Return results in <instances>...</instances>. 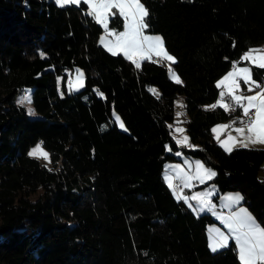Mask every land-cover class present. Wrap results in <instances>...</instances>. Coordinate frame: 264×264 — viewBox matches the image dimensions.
Wrapping results in <instances>:
<instances>
[{
	"label": "trees",
	"instance_id": "trees-1",
	"mask_svg": "<svg viewBox=\"0 0 264 264\" xmlns=\"http://www.w3.org/2000/svg\"><path fill=\"white\" fill-rule=\"evenodd\" d=\"M141 3L149 12L144 33L161 35L179 85L163 61L137 69L100 46L103 29L86 4L0 0V264H240L233 241L209 250L214 219L193 214L165 182L176 151L214 169L210 183L240 193L264 227V145L226 153L211 129L242 110H205L233 63L264 45V0ZM122 25L114 13L109 27ZM74 68L84 88L67 93ZM251 74L264 85V69L251 66ZM26 88L36 118L16 102ZM177 95L191 149L176 145L168 127ZM36 143L51 168L28 155Z\"/></svg>",
	"mask_w": 264,
	"mask_h": 264
},
{
	"label": "snow or ice",
	"instance_id": "snow-or-ice-1",
	"mask_svg": "<svg viewBox=\"0 0 264 264\" xmlns=\"http://www.w3.org/2000/svg\"><path fill=\"white\" fill-rule=\"evenodd\" d=\"M55 3L61 8L65 5L86 4L88 7L86 15L93 17L95 22L104 28L106 35L112 37L108 40L101 38V43L106 50L113 56L122 53L125 59L130 60L137 69L141 67L142 60L151 59L153 55L160 60L175 63V58L165 50L160 36L144 34V30L149 26L146 22L149 12L141 0H55ZM111 9H116L123 18V32L116 33L108 30V17L112 14ZM256 51L258 50H249L244 53L241 61H248L264 69V53L258 56L253 55L252 53ZM169 72L176 84L182 83L181 78L171 68ZM239 80H243L249 92L254 89L259 90L254 95H244L240 92ZM215 86L220 90L219 98L212 105L205 106L206 111L217 108L225 113L235 112L237 108L242 110V116L238 120H232L229 124H218L211 129L219 146L226 153H231L236 147L248 148L249 144L256 143L264 145V85L252 79L250 67H237L236 63H233L232 70L218 80ZM68 88L70 91H79L84 88V73L77 70L75 81L70 79ZM179 106L183 107V104ZM181 115H183L182 112L177 113V116ZM115 122L121 129L127 131L118 115ZM237 122L241 126L233 127ZM169 128L171 129L172 126L169 125ZM227 129H232L236 135L229 133L225 139H221V134ZM174 132L180 134V138L173 134L176 145L189 149L194 148L188 136L184 134V128L177 126ZM38 153L43 155L45 160L48 159V154L42 151L39 144L28 154L33 156ZM175 155L180 157L182 153L176 151ZM184 165L185 167H181L180 164H175L169 168L175 179L180 181V192L176 191L177 186L173 184V175L165 176L168 187L173 190L177 200H183L195 212L210 211L215 215V206L211 200L215 185H210L205 191H197L191 196L182 193L183 189H190L197 184L204 185L212 181L217 173L200 160L185 158ZM222 199L225 202L224 207L230 211L227 215H218L217 218L227 228L228 235L216 231L209 245L211 250L216 252L218 249L227 248L229 239H231L235 242L240 264H264V227L257 222L247 208L240 206L243 200L240 193L226 194ZM191 201H195V205H192Z\"/></svg>",
	"mask_w": 264,
	"mask_h": 264
},
{
	"label": "rangeland",
	"instance_id": "rangeland-1",
	"mask_svg": "<svg viewBox=\"0 0 264 264\" xmlns=\"http://www.w3.org/2000/svg\"><path fill=\"white\" fill-rule=\"evenodd\" d=\"M54 2H55V0H54ZM111 13L112 14H110L109 15V17H108V30L109 31H113V32H116V33H119V32H123L124 31V20H123V18H122V20H123V25H122V28L120 29V31L119 30H116V29H114V28H110L109 27V19H110V17L111 16H113V14L114 13H116V14H118L119 15V12L116 10V9H111ZM120 16V15H119ZM101 26V25H100ZM102 27V26H101ZM102 29H103V32H102V34L100 35V37H99V45L100 46H102L105 50H106V48L104 47V45L101 43V38L103 37L104 39H106V40H108V39H112V37H109V36H107L106 35V33H105V30H104V28L102 27ZM145 35H152V36H160L161 37V35H159V34H147V33H144ZM161 39H162V37H161ZM166 50V49H165ZM249 50H258V51H256V52H253L252 54L253 55H260L261 53H264V45H261V46H258V47H255V48H252V49H248L247 51H245L244 53H246V52H249ZM107 51V50H106ZM243 53V54H244ZM121 55H123L122 53H120ZM242 54V55H243ZM171 55V54H170ZM153 56H155V55H153ZM174 57V56H173ZM242 57V56H241ZM241 57H240V60H239V62H236V65H237V67H245V66H247V67H250V70H251V66H255V65H252V64H250V62H248V61H241ZM148 60H153L152 59V57H151V59H148ZM130 61V60H129ZM143 61V60H142ZM141 61V62H142ZM163 60H160V59H157V62H162ZM140 62V63H141ZM163 62H165V65H166V68H167V75H168V78L170 79V80H172L173 82H174V80L171 78V75H170V72H169V68H171L172 69V71H174L175 73H176V71L174 70V68H173V64L171 63V62H168V61H163ZM232 68H233V65H232V67L230 68V70H232ZM77 70H80L81 72H83L81 69H79V68H74L72 71H67V79H66V83H65V86H66V91H67V93H75V92H78V91H70L69 90V88H68V81L71 79V80H73V81H75V77H76V75H77ZM229 70V71H230ZM228 71V72H229ZM227 72V73H228ZM226 73V74H227ZM177 74V73H176ZM225 74V75H226ZM178 75V74H177ZM224 76V75H223ZM222 76V77H223ZM221 77V78H222ZM251 77H252V74H251ZM220 78V79H221ZM219 79V80H220ZM238 83L240 84V92L242 93V94H244V95H254L255 94V92L256 91H258L259 89H254L252 92H249L248 91V88H247V85H245L244 83H243V80H239L238 81ZM153 89H155V88H153ZM81 89H79V91H80ZM58 91H59V93H60V95H63V91H62V89H61V78H59L58 79ZM219 89H218V97H217V99L219 98ZM216 99V100H217ZM215 100V101H216ZM215 101L213 102V103H215ZM16 102L19 104V105H21V106H23L24 108H25V110H26V112H27V115L29 116V117H31V118H36V117H38V114L35 112V110H34V108H33V106H32V102H31V89L30 88H26L25 90H24V93L23 94H21V95H19L17 98H16ZM212 103V104H213ZM179 104H184V101H183V96L182 95H177V97L174 99V117H173V121L172 122H170L169 124H168V127H169V125H171L172 126V128L170 129V131H171V135H172V137H173V134H175L176 135V137L177 138H180V134H178V133H175L174 132V129L177 127V126H179V127H182V128H184V125H183V122L186 120V116H185V113H184V107H180L179 106ZM212 104H210V105H212ZM205 106H209V105H205ZM183 113V115H181V116H177V113ZM116 116H117V114H113V118H114V120H115V118H116ZM241 116H242V114H241ZM122 122V121H121ZM231 121L229 120V121H223V122H220V123H217V124H215L214 126H216V125H218V124H229ZM117 124V123H116ZM117 126H118V124H117ZM213 126V127H214ZM241 126V124L240 123H238V124H235L233 127H240ZM119 127V126H118ZM212 127V128H213ZM120 128V127H119ZM121 129V128H120ZM185 129V128H184ZM229 133H231V135H233V136H235L236 135V133L234 132V131H232V129H227V130H225V132L224 133H222L221 134V139H225L226 138V136L229 134ZM185 135H186V133H184ZM213 136H214V134H212ZM215 139V138H214ZM216 141V140H215ZM40 145L41 146V144L40 143H36V144H34L33 146H31L29 149H28V152L27 153H29L31 150H33L37 145ZM263 145L262 144H259V143H256V144H249V147L248 148H261ZM236 148H240V147H236ZM41 149H42V151L43 152H46L47 154H48V159L47 160H45L44 159V157H43V155H41V154H36V155H33V156H31V157H33V158H36V159H38L39 161H41L47 168H51L52 167V163H51V161H50V154H49V152L46 150V149H44L42 146H41ZM170 150H169V148H167V152H169ZM29 155V154H28ZM175 155V154H174ZM176 156V155H175ZM177 157V156H176ZM178 158V160L177 161H170V162H166L165 163V165H164V169H163V177H164V180H165V176L166 175H173V174H171L170 173V171H169V168H170V166H172V165H175V164H180L181 165V167H185V165H184V160H185V158H188V159H190V160H200V159H197V158H194V157H191V156H188V155H185V154H183L182 153V156H180V157H177ZM201 161V160H200ZM211 168V167H210ZM212 169V168H211ZM187 170V169H186ZM214 170V169H213ZM258 178L259 179H262V178H264V162H263V164H262V171H260L259 173H258ZM177 179H175V177H174V175H173V184H174V182L176 181ZM177 181H179V180H177ZM165 182L167 183V181L165 180ZM179 184H180V181H179ZM210 185H214L213 183H210V181H208V182H206V184H204V185H199V184H197V185H195L193 188H190V189H183V195H186V196H191V195H193L195 192H197V191H205L206 189H208L209 188V186ZM216 186V185H215ZM176 189H178V188H176ZM172 190V189H171ZM41 191V189H39L38 190V193ZM177 191V190H176ZM213 191H214V195L211 197V200H212V203L214 204V206H215V212H216V214L214 215L212 212H210V211H204V212H200V213H197V212H195L194 210H193V208H190L187 204H185L191 211H192V213L193 214H195L196 216H198V215H201V214H203V213H207V214H210L211 215V217L214 219V222L213 223H210V224H208L207 226H206V234H207V237L209 238V245H210V243H211V240H212V237L215 235V233H216V231H218V232H221V233H224L225 235H228V230H227V228H225V226L223 225V223H221V221L217 218L218 217V215H221V214H223V215H227L228 213H229V211H230V209H228V208H226V207H224V200L222 199V197L223 196H225L226 194H234V193H238V192H224V193H219L218 192V190H217V187H215V189H213ZM178 193L180 192V190L178 189V191H177ZM172 193L174 194V192H173V190H172ZM174 196L176 197V195L174 194ZM183 201V200H182ZM243 201V200H242ZM242 201H241V203H242ZM192 205H195V201H191L190 202ZM240 206H243V207H245V208H247L245 205H240ZM248 209V208H247ZM249 210V209H248ZM250 212V211H249ZM251 213V212H250ZM252 214V213H251ZM253 215V214H252ZM254 216V215H253ZM255 218V217H254ZM231 241H233L234 242V240H231V239H229V242H231ZM234 246H235V250H236V245H235V242H234ZM208 248H209V250L211 251V252H213L212 250H211V248L208 246ZM219 250H221V249H218L217 251H219ZM216 251V252H217ZM214 253V252H213ZM236 253H237V257H238V252H237V250H236Z\"/></svg>",
	"mask_w": 264,
	"mask_h": 264
},
{
	"label": "built area",
	"instance_id": "built-area-1",
	"mask_svg": "<svg viewBox=\"0 0 264 264\" xmlns=\"http://www.w3.org/2000/svg\"><path fill=\"white\" fill-rule=\"evenodd\" d=\"M153 59H159V58L154 57ZM174 185L177 186L178 189H180V187H179V185H180V184H179V181L176 180V181L174 182Z\"/></svg>",
	"mask_w": 264,
	"mask_h": 264
},
{
	"label": "crops",
	"instance_id": "crops-1",
	"mask_svg": "<svg viewBox=\"0 0 264 264\" xmlns=\"http://www.w3.org/2000/svg\"><path fill=\"white\" fill-rule=\"evenodd\" d=\"M154 57H156V56H152V59L154 58ZM158 58V57H157ZM213 134V133H212ZM213 138H214V136H213ZM216 140V139H215ZM217 142V141H216ZM177 191H178V189H176ZM180 190V189H179ZM207 243H208V246H209V238L207 237ZM210 247V246H209Z\"/></svg>",
	"mask_w": 264,
	"mask_h": 264
},
{
	"label": "bare ground",
	"instance_id": "bare-ground-1",
	"mask_svg": "<svg viewBox=\"0 0 264 264\" xmlns=\"http://www.w3.org/2000/svg\"><path fill=\"white\" fill-rule=\"evenodd\" d=\"M153 61H157V59H153Z\"/></svg>",
	"mask_w": 264,
	"mask_h": 264
}]
</instances>
